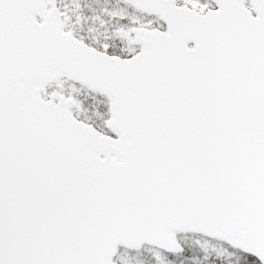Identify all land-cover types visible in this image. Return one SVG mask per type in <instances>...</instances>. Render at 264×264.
Masks as SVG:
<instances>
[{
    "label": "snow or ice",
    "instance_id": "6c2138e0",
    "mask_svg": "<svg viewBox=\"0 0 264 264\" xmlns=\"http://www.w3.org/2000/svg\"><path fill=\"white\" fill-rule=\"evenodd\" d=\"M0 264H264V0H0Z\"/></svg>",
    "mask_w": 264,
    "mask_h": 264
}]
</instances>
